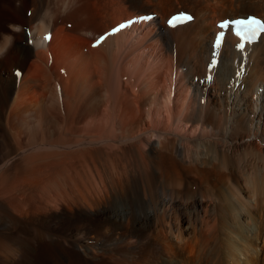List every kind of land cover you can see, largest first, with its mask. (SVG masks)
<instances>
[{"label":"bare ground","instance_id":"obj_1","mask_svg":"<svg viewBox=\"0 0 264 264\" xmlns=\"http://www.w3.org/2000/svg\"><path fill=\"white\" fill-rule=\"evenodd\" d=\"M250 16L0 0V264H264V34L219 27Z\"/></svg>","mask_w":264,"mask_h":264},{"label":"snow or ice","instance_id":"obj_2","mask_svg":"<svg viewBox=\"0 0 264 264\" xmlns=\"http://www.w3.org/2000/svg\"><path fill=\"white\" fill-rule=\"evenodd\" d=\"M141 19H149L148 17H143ZM180 19V17H173L169 23L172 26H175L176 21ZM184 19H191V17H184ZM238 26L244 28V32H237L238 35H241L243 39L248 40L249 43L255 42L256 38L259 36V34L264 33V21H261L260 19L256 17H250L246 20L237 21L236 22ZM227 25H221V27H226ZM120 27H124V25H121ZM119 29H117L118 31ZM220 41L217 40V46H219ZM241 50H243V45H241Z\"/></svg>","mask_w":264,"mask_h":264},{"label":"rangeland","instance_id":"obj_3","mask_svg":"<svg viewBox=\"0 0 264 264\" xmlns=\"http://www.w3.org/2000/svg\"><path fill=\"white\" fill-rule=\"evenodd\" d=\"M197 82V81H196Z\"/></svg>","mask_w":264,"mask_h":264}]
</instances>
